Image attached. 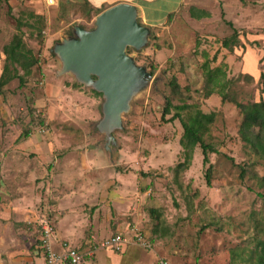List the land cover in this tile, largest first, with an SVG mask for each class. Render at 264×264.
Here are the masks:
<instances>
[{
	"label": "rangeland",
	"instance_id": "374dc122",
	"mask_svg": "<svg viewBox=\"0 0 264 264\" xmlns=\"http://www.w3.org/2000/svg\"><path fill=\"white\" fill-rule=\"evenodd\" d=\"M179 4L178 0L149 3L151 14H162L167 22L150 28L142 48L129 47L127 52L138 65L148 66L149 72L150 65L156 68L146 87L130 101L121 129L113 132L115 144L105 149L104 135L96 130L102 117V95L81 84L75 87L77 82L68 74L57 76L59 64L50 51L62 35H73L74 25L93 28L96 15L93 18L83 0H55L51 5L45 0H0V73L3 46L15 34L37 59L28 74L18 68L19 77L0 89V139L24 138L33 132L32 138L45 142L50 138L67 145L77 142L64 160L72 157L80 167L82 154L103 163L99 152L89 151V141L81 143L88 139V127L99 136L98 146L114 163L113 168L134 179L141 175L143 187L149 189L140 225L153 245L151 249L138 247L157 254L154 264H241L232 253L244 257L253 239L264 233V160L239 138L241 114L234 103L221 102L216 93L205 94L202 64L226 71L231 81L229 99L249 103L264 98V77L260 76L264 73V0H186ZM203 11L209 16L196 19L194 15L201 16ZM233 29L238 32L235 43L222 46ZM250 50L254 54L249 56ZM246 60H253V65H243ZM173 78L178 84L175 90L169 83ZM165 98L173 105L188 103L215 114L202 135L215 149L208 153L207 164L202 163L197 145L188 166L175 171L183 161L179 142L183 129L177 118H170L174 108L162 118ZM104 171L111 174L107 168ZM115 181L121 182L120 178ZM84 232L83 250L94 243L87 239V229Z\"/></svg>",
	"mask_w": 264,
	"mask_h": 264
},
{
	"label": "crops",
	"instance_id": "0c3cea01",
	"mask_svg": "<svg viewBox=\"0 0 264 264\" xmlns=\"http://www.w3.org/2000/svg\"><path fill=\"white\" fill-rule=\"evenodd\" d=\"M83 1L93 11V18L114 4L126 2L138 8V21L149 29L167 22L166 16L158 14L159 8H156L157 16L148 9L149 3L157 0ZM178 1L181 4L186 0ZM206 12L208 15L202 18L209 16ZM248 54H254L253 50ZM244 64L252 66L253 60H246ZM86 131L88 139L81 143L89 141V151L99 152L104 158L103 163L82 154L80 167L72 157L64 160L77 142L67 145L63 140L55 143L53 138L45 142L32 138L33 132L25 139L18 136L0 139V264H44L33 232L37 208H47L53 217L57 237L76 247H81L85 229L87 239L95 242L124 231L129 223L143 225L140 220L149 189L143 187L142 176L135 175L134 179L113 168L114 163L98 146L99 133L92 134L88 127ZM58 147L63 150L59 151ZM105 168L110 175L106 174ZM117 178L121 182L115 181ZM123 189L127 193H122ZM54 246L58 249V242H54ZM143 251L133 244L121 251L98 248L87 264H154L153 257L157 254Z\"/></svg>",
	"mask_w": 264,
	"mask_h": 264
},
{
	"label": "water",
	"instance_id": "95a60500",
	"mask_svg": "<svg viewBox=\"0 0 264 264\" xmlns=\"http://www.w3.org/2000/svg\"><path fill=\"white\" fill-rule=\"evenodd\" d=\"M138 15L131 3L114 4L98 13L93 28L74 25L73 35H62L50 49L59 64L57 76L68 74L102 95V117L96 127L104 135L105 149L115 144L113 132L121 129L130 101L152 78L127 52L129 47L139 50L149 39L150 29Z\"/></svg>",
	"mask_w": 264,
	"mask_h": 264
},
{
	"label": "trees",
	"instance_id": "16d2710c",
	"mask_svg": "<svg viewBox=\"0 0 264 264\" xmlns=\"http://www.w3.org/2000/svg\"><path fill=\"white\" fill-rule=\"evenodd\" d=\"M206 15H208V13L203 11L201 17ZM196 16L197 18L200 17L198 15ZM228 24L232 26L229 22ZM237 36V30L233 29L232 34L222 40V46L230 47L231 44L235 43ZM3 53L5 54V59L0 73V89L12 79L19 77L18 68L23 70L24 74H28L30 68L37 62L36 58L33 59V57L30 56L31 51L25 50L21 36L18 34L13 36L9 44L3 46ZM149 68L152 74L156 65H150ZM202 70L205 94L208 96L216 93L220 96L221 102L229 100L234 103L241 114V122L238 127L239 138L248 146L249 150L254 155L264 160V98L261 97L258 101L249 103H242L235 99H229L227 89L231 81L227 78L226 71L221 66L211 67L208 62L202 64ZM260 76L264 77V73L261 72ZM169 83L173 90L178 88V84L174 78L171 79ZM79 85L80 84L75 83V86ZM261 91L264 92V82ZM94 92L100 94L96 91ZM193 106L194 105L188 103L173 105L169 98H165V104L162 108V118L170 112L171 108H174L175 111L170 118H177L183 129L179 141L182 147L183 161L176 164L174 168L175 171L185 169L188 166L193 149L197 145L201 149L203 164L208 163V153L215 152L212 145L205 142L202 138L203 132L207 130L208 126L214 121L215 114L213 112H203L202 110L193 108ZM188 108H190L191 112L188 111ZM185 110H187L186 115L183 113ZM26 135L27 134L20 136L24 137ZM209 169L210 165L207 170ZM150 212L156 213L154 209H151ZM145 236L150 243H153L146 234ZM253 242L254 244L248 249V252L244 254V257L242 253L238 254L236 251L232 253L236 258L239 257V259H241V264L244 262L245 264H264V233L262 237H255Z\"/></svg>",
	"mask_w": 264,
	"mask_h": 264
},
{
	"label": "built area",
	"instance_id": "2783aa9c",
	"mask_svg": "<svg viewBox=\"0 0 264 264\" xmlns=\"http://www.w3.org/2000/svg\"><path fill=\"white\" fill-rule=\"evenodd\" d=\"M54 1L45 0V3L51 5ZM33 232L36 235V246L40 251L44 264H87L94 251L98 248L121 251L129 244L137 245L144 249H151L153 245L147 240L141 225L133 223L130 224L126 231L113 233L91 243L90 246L83 250L57 237L53 217L45 207L36 209ZM54 242H58V249L55 248Z\"/></svg>",
	"mask_w": 264,
	"mask_h": 264
},
{
	"label": "flooded vegetation",
	"instance_id": "af4514ba",
	"mask_svg": "<svg viewBox=\"0 0 264 264\" xmlns=\"http://www.w3.org/2000/svg\"><path fill=\"white\" fill-rule=\"evenodd\" d=\"M96 130H98V129H96ZM98 135H100V133H99ZM103 137H104V136H103Z\"/></svg>",
	"mask_w": 264,
	"mask_h": 264
}]
</instances>
